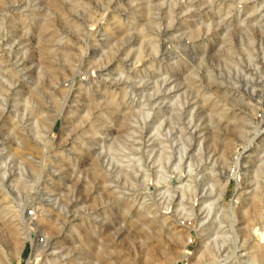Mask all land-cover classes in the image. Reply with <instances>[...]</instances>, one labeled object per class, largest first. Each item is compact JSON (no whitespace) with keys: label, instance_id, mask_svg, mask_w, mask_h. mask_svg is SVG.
I'll use <instances>...</instances> for the list:
<instances>
[{"label":"rangeland","instance_id":"rangeland-1","mask_svg":"<svg viewBox=\"0 0 264 264\" xmlns=\"http://www.w3.org/2000/svg\"><path fill=\"white\" fill-rule=\"evenodd\" d=\"M0 96V264H264V0H0Z\"/></svg>","mask_w":264,"mask_h":264},{"label":"bare ground","instance_id":"bare-ground-1","mask_svg":"<svg viewBox=\"0 0 264 264\" xmlns=\"http://www.w3.org/2000/svg\"><path fill=\"white\" fill-rule=\"evenodd\" d=\"M23 64V63H22ZM36 66H37V64H35ZM35 68V67H34ZM22 69H24L25 70V67H24V65L21 67V68H19V70H18V72H19V74L22 76V78L24 77L23 75H24V72L22 71ZM19 75V76H20ZM25 76H26V74H25ZM23 80H24V78H23ZM22 82L23 81H20V78H19V80H16V81H14V82H10V83H5V85H6V87H7V90H9L10 92L12 91V93L13 94H18L19 93V89H21L22 87H23V84H22ZM25 82V81H24ZM13 101L14 100H12V102L11 103H9V101L7 100V99H3L1 96H0V109L2 110V112H4V113H9V114H12L13 112H14V107L16 106V104L15 103H13ZM1 118V117H0ZM2 119V118H1ZM162 124V123H161ZM187 128V127H186ZM158 131V130H157ZM169 131V130H168ZM170 133V132H169ZM167 134H168V132H167ZM161 138V137H160ZM167 139V138H166ZM162 140H163V138H162ZM161 140V141H162ZM160 141V140H159ZM165 141V140H164ZM164 141H163V143H164ZM169 141V140H168ZM167 140H166V142H165V144H169V143H167L168 142ZM250 142V141H249ZM251 143V142H250ZM170 144H173V143H170ZM175 144V143H174ZM249 144V143H248ZM159 146V145H158ZM171 146H175V145H171ZM250 146V145H249ZM159 147H161V145L159 146ZM162 147H164V146H162ZM161 147V148H162ZM174 149V148H173ZM249 149V148H248ZM247 149V144H246V147L244 146V149H243V151L242 152H238L236 155H235V157H234V160H235V162L236 163H238L239 164V162H240V159L242 158V156H243V152L244 151H246V150H248ZM161 150H163V149H161ZM170 150H171V148H170ZM168 151V150H167ZM173 151V150H172ZM160 152V151H159ZM163 152V151H162ZM162 152L159 154H157L158 156L157 157H159V159H158V163L160 162L159 160H161V162H163L162 160L163 159H165V163H167V161H166V159H167V157L165 158V156L163 155V154H165V151H164V153L162 154ZM170 152V151H169ZM170 154H172V153H170ZM165 155H169V153L167 152ZM170 156V155H169ZM169 156H168V158H169ZM172 156V155H171ZM170 156V157H171ZM164 157V158H163ZM163 158V159H162ZM170 159V158H169ZM172 159V158H171ZM170 159V160H171ZM169 161V160H168ZM157 163V164H158ZM164 163V164H165ZM169 163V162H168ZM161 163H159V166H161L160 165ZM164 164H163V166H164ZM159 166H157V169L159 170ZM163 166H161L162 167V169L163 168H165V167H163ZM166 166V165H165ZM239 166V165H238ZM167 167V166H166ZM176 167H178V166H176ZM237 167V166H236ZM161 169V168H160ZM162 171V170H161ZM159 172H160V170H159ZM157 173H158V171H157ZM160 174V173H159ZM162 174L163 173H161L160 175L162 176ZM156 175V174H155ZM161 176H159V177H161ZM166 176H168V175H166ZM165 176V177H166ZM227 177L225 178V180L223 181V184H222V188H221V191L222 192H224V190H225V188H226V186H227V184H228V182H229V179L230 178H233L234 180H235V182H236V191H238L239 190V188L240 187H242L241 185H242V179H241V172L239 171V168H235V169H233V171L231 172V173H229L228 175H226ZM157 177V176H156ZM159 177H157V178H159ZM170 178V177H169ZM13 179V178H12ZM166 179H167V177H166ZM237 193V192H236ZM221 195H222V193H221ZM236 195V194H235ZM237 196L238 195H236V198H237ZM179 203H181V201L179 202ZM41 210V209H40ZM47 210V209H46ZM45 210V211H46ZM42 212V211H41ZM47 212V211H46ZM45 214V213H44ZM19 216H20V214H19ZM26 215H22L21 217H19L20 218V228L19 229H21V237H20V239H21V241H20V243H18L19 245H18V247H17V257H19L20 256V252H21V250L23 249V246H24V243H25V241L26 240H30V242H32V244H33V246H35L36 248H38V249H40L39 247H41L40 246V241H39V239H44L43 237H40V238H38V237H34L32 234H31V230H30V228H29V226H28V222H27V219L28 218H26L25 217ZM44 216V215H43ZM45 216H47L46 214H45ZM33 218V217H32ZM19 222H17V224H18ZM16 225V224H15ZM18 226V225H17ZM16 227V226H15ZM172 227V226H171ZM175 227V226H174ZM173 227V228H174ZM33 228H34V226H33ZM177 228V227H176ZM15 229V228H14ZM182 229L180 228L178 231H181ZM18 232V231H17ZM17 232H16V238H17ZM13 233V232H12ZM172 233H173V235L176 237V239L177 238H179L180 237V235H181V232H177L176 231V229L174 228L173 229V231H172ZM172 236V235H171ZM46 239V238H45ZM175 239V240H176ZM16 240H18V238L16 239ZM46 242V241H45ZM15 243V242H14ZM43 243V242H42ZM54 243V242H53ZM48 246V243H45L44 245H42L43 247H45V246ZM51 245V244H50ZM53 245V244H52ZM35 247H34V249H35ZM42 249V248H41ZM43 250V249H42ZM48 251V250H47ZM49 252V251H48ZM51 252V251H50ZM35 253V252H34ZM33 253V254H34ZM38 254V253H37ZM36 254V255H37ZM46 254V253H45ZM32 255V254H31ZM31 255H30V257H28L27 259H28V264L29 263H32L33 262V258L31 257ZM33 256H35V255H33ZM46 256V255H45ZM51 257V256H50ZM37 262V261H36ZM35 262V263H36ZM33 264V263H32Z\"/></svg>","mask_w":264,"mask_h":264}]
</instances>
